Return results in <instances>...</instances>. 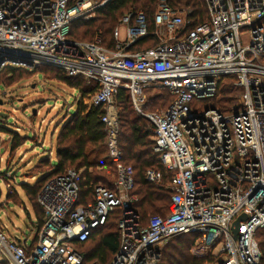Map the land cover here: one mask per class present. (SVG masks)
<instances>
[{
	"label": "built area",
	"instance_id": "2783aa9c",
	"mask_svg": "<svg viewBox=\"0 0 264 264\" xmlns=\"http://www.w3.org/2000/svg\"><path fill=\"white\" fill-rule=\"evenodd\" d=\"M110 1L0 0V73L51 66L96 82L88 100L105 111L115 164L113 188L93 184V199L84 204L81 171L48 179L38 195L44 223L33 240L9 237L0 226V264H100L86 263L75 243L88 240L117 209L120 246L109 264H153L160 245L186 234L198 235L194 257H219L211 264H264L257 239L264 228V0H203L208 18L198 24L189 19L191 8L174 10L162 0L154 20L159 43L145 50L129 49L150 34L144 13L133 24L132 10L119 19L114 49L100 36L70 37L75 19H91ZM5 50L25 53L31 64L8 60ZM222 85L242 93L243 109L204 108ZM151 87L169 91V107L145 109ZM119 89L151 124L154 152L167 171L145 173L147 182L171 191L167 213L146 222L136 211L135 169L124 163L119 145ZM10 174L0 173L5 180ZM7 189L16 192L9 182Z\"/></svg>",
	"mask_w": 264,
	"mask_h": 264
},
{
	"label": "trees",
	"instance_id": "16d2710c",
	"mask_svg": "<svg viewBox=\"0 0 264 264\" xmlns=\"http://www.w3.org/2000/svg\"><path fill=\"white\" fill-rule=\"evenodd\" d=\"M162 0H111L105 6L96 10L95 16L89 20L83 17L75 19L70 26V37L78 41H94L98 36L102 39V44L114 49L116 40L114 30L119 19L132 10L134 12L133 24L140 12L145 15V21L150 31L149 36L139 39L130 46V50H145L155 47L159 43L155 31V16ZM174 10L182 7L191 8L193 13L189 19L192 23L198 24L207 20L208 10L203 0H165ZM53 70V79L65 83L70 88L77 90L79 98L77 107L71 114L57 137L55 145L56 161L50 162L49 158L43 164L50 165L46 171H37L32 175L44 173V176L34 184L22 183L27 198L31 201L37 216V227L44 223L43 210L38 202V195L46 181L56 175L65 173L68 169H75L82 172L83 181L81 183V195L79 204H84L93 199V184H104L113 188L115 164L109 157L107 144V130L102 122L104 109L102 107L91 106L85 100L98 88L96 82H89L82 76L69 77L67 74L51 66H41L37 72H50ZM4 71L10 72L13 77L21 76L23 67H6ZM222 85L215 98L207 100L204 108H218L228 112L227 105L234 102L235 98L230 96L227 88ZM159 92L150 96L145 108L147 111H161L169 107L173 102V96L165 88H155ZM232 90V89H231ZM116 104L119 108V121L121 132L119 145L123 153L125 164L132 165L136 172V186L134 193L139 196L136 206L137 213L142 221L146 222L148 217L155 215H165L168 211L171 200V191L163 186L149 183L145 180V173L148 169H155L166 173V169L154 152L153 128L148 126V121L134 109V105L127 90L119 89L116 97ZM159 106L161 109H157ZM155 109H150L149 107ZM4 113V112H3ZM8 114V113H4ZM145 119L146 121H144ZM5 116L0 114V127L4 132L13 134L16 139L15 148L27 141L26 136H21L14 130L6 127ZM8 121V120H6ZM8 123V122H7ZM150 124V123H149ZM126 126L128 131L122 132ZM14 148V149H15ZM42 166V164H40ZM99 169V170H98ZM10 193H8L9 195ZM14 194L18 195L17 192ZM166 202V205L160 204ZM149 211L155 214L145 216ZM121 217V210H115L108 217L106 223L93 231L91 237L83 242L77 241L75 247L84 254L86 263L98 262L109 264L117 253L120 246V233L118 222ZM198 238L197 234H186L174 237L168 241L167 248L162 251L161 257L167 264H211L219 259L215 256L194 257L190 250ZM257 239L264 256V228L257 232ZM92 242L95 244L90 245ZM168 249V250H167ZM193 256V258L190 256Z\"/></svg>",
	"mask_w": 264,
	"mask_h": 264
},
{
	"label": "rangeland",
	"instance_id": "374dc122",
	"mask_svg": "<svg viewBox=\"0 0 264 264\" xmlns=\"http://www.w3.org/2000/svg\"><path fill=\"white\" fill-rule=\"evenodd\" d=\"M121 31L123 33L124 29L121 28ZM23 69L21 76L13 77L10 72L4 70L0 73V112L8 113L5 118L8 121L5 120V123H2L8 129L28 138L26 142L15 148L16 137L4 132L0 127V173H11L7 175L10 177L7 180L0 175V186L3 191L0 199V226L5 229L9 237L29 238L31 241L38 231V220L22 183L34 184L44 176V173H38L32 177L38 170L49 169L50 165L43 164L45 159L49 158L50 162L56 161L57 137L63 125L75 111L79 93L65 83L53 79V70L40 73L36 71V68ZM223 88L230 89L228 90L230 96L235 98L233 103L227 105L229 110L233 106H240L243 109L242 93L233 89L232 85H225ZM158 92L159 90L151 87L147 89L146 94L149 98ZM88 99L89 97L85 103L90 105ZM148 107L149 110L155 109ZM155 107L161 109L158 105ZM147 123L148 126L151 125ZM127 131V127L124 126L122 132ZM7 182L12 184L18 195L10 193ZM166 202L163 201L160 204L166 205ZM149 214L155 213L149 211L145 216ZM95 243L92 242L88 246ZM167 245L168 242L160 245V255L153 264H167L161 257Z\"/></svg>",
	"mask_w": 264,
	"mask_h": 264
},
{
	"label": "water",
	"instance_id": "95a60500",
	"mask_svg": "<svg viewBox=\"0 0 264 264\" xmlns=\"http://www.w3.org/2000/svg\"><path fill=\"white\" fill-rule=\"evenodd\" d=\"M4 56L7 57L8 60L10 61H17V62H27V64H31L30 61L26 60L29 56L26 55L25 53L22 52H18V51H9V50H5V54ZM3 56V57H4ZM5 59L2 58L1 59V63L4 61ZM19 60V61H18ZM0 114H3L5 116V118L7 117L8 114H4L3 112H0ZM246 216L242 215L239 220H243L245 219ZM238 225H239V221L235 222V227L233 228L234 233L236 234L238 232Z\"/></svg>",
	"mask_w": 264,
	"mask_h": 264
}]
</instances>
